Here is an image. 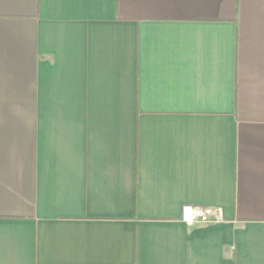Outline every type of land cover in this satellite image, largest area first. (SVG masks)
I'll use <instances>...</instances> for the list:
<instances>
[{"label":"crops","instance_id":"1","mask_svg":"<svg viewBox=\"0 0 264 264\" xmlns=\"http://www.w3.org/2000/svg\"><path fill=\"white\" fill-rule=\"evenodd\" d=\"M0 264H264V0H0Z\"/></svg>","mask_w":264,"mask_h":264},{"label":"built area","instance_id":"2","mask_svg":"<svg viewBox=\"0 0 264 264\" xmlns=\"http://www.w3.org/2000/svg\"><path fill=\"white\" fill-rule=\"evenodd\" d=\"M181 219L187 225L219 223L225 220L222 209L196 205H184Z\"/></svg>","mask_w":264,"mask_h":264}]
</instances>
